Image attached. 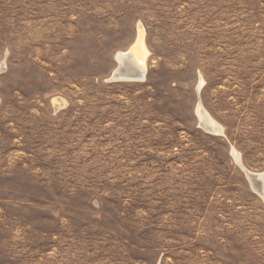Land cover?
Returning <instances> with one entry per match:
<instances>
[{
    "label": "rangeland",
    "instance_id": "obj_1",
    "mask_svg": "<svg viewBox=\"0 0 264 264\" xmlns=\"http://www.w3.org/2000/svg\"><path fill=\"white\" fill-rule=\"evenodd\" d=\"M2 63L0 264H264V0H0Z\"/></svg>",
    "mask_w": 264,
    "mask_h": 264
},
{
    "label": "bare ground",
    "instance_id": "obj_2",
    "mask_svg": "<svg viewBox=\"0 0 264 264\" xmlns=\"http://www.w3.org/2000/svg\"><path fill=\"white\" fill-rule=\"evenodd\" d=\"M146 54L147 52L143 46V30L141 27H139V35L135 44L127 52L118 53L115 56L117 67L111 73L109 80H114L115 82L143 81L146 75ZM4 66V63L0 65V73L4 70ZM58 102V100L54 101L56 105H58ZM196 113L202 126L208 125L212 130L222 133V129L209 117L200 103L197 105ZM232 153L236 163L244 172L253 190L264 199V174H255L249 172L242 166L239 154L234 149L232 150Z\"/></svg>",
    "mask_w": 264,
    "mask_h": 264
},
{
    "label": "water",
    "instance_id": "obj_3",
    "mask_svg": "<svg viewBox=\"0 0 264 264\" xmlns=\"http://www.w3.org/2000/svg\"><path fill=\"white\" fill-rule=\"evenodd\" d=\"M111 82H115L114 80H110Z\"/></svg>",
    "mask_w": 264,
    "mask_h": 264
}]
</instances>
